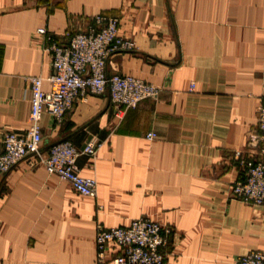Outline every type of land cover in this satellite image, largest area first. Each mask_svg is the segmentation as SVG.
<instances>
[{"label": "crops", "instance_id": "0c3cea01", "mask_svg": "<svg viewBox=\"0 0 264 264\" xmlns=\"http://www.w3.org/2000/svg\"><path fill=\"white\" fill-rule=\"evenodd\" d=\"M99 14L118 18V34L136 46L111 55L107 74L159 92L125 111L88 94L60 123L42 114L44 151L96 140L77 165L97 196L26 161L0 175V264H97V225L140 217L173 229L166 264H236L264 251V210L230 192L235 153L263 147L247 140L264 105V0H0V147L5 133L29 130L30 78L50 88L37 30L66 43Z\"/></svg>", "mask_w": 264, "mask_h": 264}, {"label": "built area", "instance_id": "2783aa9c", "mask_svg": "<svg viewBox=\"0 0 264 264\" xmlns=\"http://www.w3.org/2000/svg\"><path fill=\"white\" fill-rule=\"evenodd\" d=\"M119 19L96 15L86 28L70 35L66 43L58 42L45 28L46 50L52 59V71L43 89L41 77H31V109L29 130L26 134L7 132L0 147V175L26 161L30 166L42 165L47 172L67 182L80 195L96 198L95 179L80 174L77 165L81 154L92 156L98 147L90 140L82 151L65 140L42 148L40 120L44 112L56 123L64 120L77 100L91 95H108L118 111L135 108L140 102L154 98L158 86L132 75L107 74V62L118 52L133 51V40L118 34ZM194 83H191L193 89ZM257 135H249L247 145L260 144V154L236 152L234 157L241 173L232 182L230 192L234 199L264 210V105L258 109ZM154 134H149L151 138ZM173 229L148 217L132 220L124 227L98 224L96 227L97 264H166ZM236 264H264V251L250 250L237 258Z\"/></svg>", "mask_w": 264, "mask_h": 264}]
</instances>
